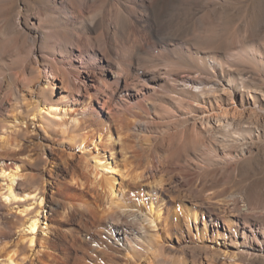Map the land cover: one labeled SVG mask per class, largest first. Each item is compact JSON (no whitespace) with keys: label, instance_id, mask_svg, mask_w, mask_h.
I'll return each mask as SVG.
<instances>
[{"label":"rangeland","instance_id":"rangeland-1","mask_svg":"<svg viewBox=\"0 0 264 264\" xmlns=\"http://www.w3.org/2000/svg\"><path fill=\"white\" fill-rule=\"evenodd\" d=\"M116 63L132 67L112 108L141 119L132 138L145 137L171 197L181 193L178 216L184 205L201 215L180 243L161 238L148 254L159 264H264V0H0V134L31 101L46 116L17 135L35 157L24 185L52 184L51 111L85 94L86 67L111 74ZM190 74L207 83L204 98L183 87ZM5 199L0 210L12 215Z\"/></svg>","mask_w":264,"mask_h":264},{"label":"bare ground","instance_id":"bare-ground-1","mask_svg":"<svg viewBox=\"0 0 264 264\" xmlns=\"http://www.w3.org/2000/svg\"><path fill=\"white\" fill-rule=\"evenodd\" d=\"M162 42L165 40L158 38L156 44ZM131 67L126 71L116 63L107 68L111 74L86 67L85 78L90 82L85 86V81L80 82L85 94L51 109L59 116L55 120L49 117L59 128L52 132L57 145L56 149L52 145L57 152L52 160V182L48 180L52 186L47 180L36 186L24 185L31 180L25 160L35 157L26 153L27 142L17 135L32 133L46 117L40 102L27 103L23 115L12 119L14 127H6L0 134L7 136L0 138V195L6 198L9 210L15 209L12 215L0 210V264H159L149 255L154 245L165 238L173 246L175 238L182 240L185 227L191 233V225H197L201 215L194 205L182 206L186 213L180 219L174 203L181 199V193L171 197V186L158 170L159 159L151 148L143 147L145 137L134 138L133 129L140 126L141 119L129 118L126 111L116 112L111 106L123 91ZM40 73L42 80L51 84L47 68ZM43 83H38L37 91ZM183 87L199 91L202 98L210 91L207 83L191 74ZM137 105L142 112V101ZM134 109L130 107L129 112ZM30 115L37 121L30 120ZM77 144L81 153L74 151ZM8 170L15 171L8 174ZM31 196L34 202L29 200ZM22 198L31 202H22ZM41 213L48 221L45 227Z\"/></svg>","mask_w":264,"mask_h":264}]
</instances>
